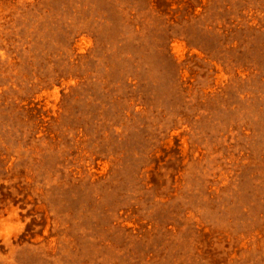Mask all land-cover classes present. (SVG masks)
Returning <instances> with one entry per match:
<instances>
[{
  "label": "rangeland",
  "instance_id": "374dc122",
  "mask_svg": "<svg viewBox=\"0 0 264 264\" xmlns=\"http://www.w3.org/2000/svg\"><path fill=\"white\" fill-rule=\"evenodd\" d=\"M0 264H264V0H0Z\"/></svg>",
  "mask_w": 264,
  "mask_h": 264
}]
</instances>
